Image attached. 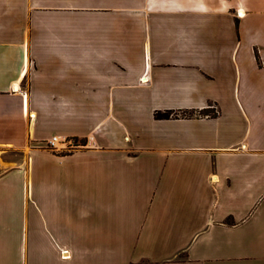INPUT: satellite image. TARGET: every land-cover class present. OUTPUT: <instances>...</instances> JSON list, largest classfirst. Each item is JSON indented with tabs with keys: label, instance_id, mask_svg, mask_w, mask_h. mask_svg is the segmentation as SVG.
<instances>
[{
	"label": "crops",
	"instance_id": "crops-1",
	"mask_svg": "<svg viewBox=\"0 0 264 264\" xmlns=\"http://www.w3.org/2000/svg\"><path fill=\"white\" fill-rule=\"evenodd\" d=\"M53 138L57 147L86 138L90 156L45 149ZM261 161L264 0H0V210L18 204L2 221L19 234L17 246L0 249L9 255L0 264H199L198 238L246 231L249 211L228 225L229 211L184 214L202 198L159 209L157 192L178 187V168L197 195L219 194L233 164ZM87 167L90 183L138 168L145 192L130 198L116 188V208L100 213L92 186L85 195ZM263 180L239 186L245 205L261 203ZM76 192L79 209L95 207L71 215ZM155 229L158 241L147 238ZM1 234L11 236L8 227Z\"/></svg>",
	"mask_w": 264,
	"mask_h": 264
},
{
	"label": "rangeland",
	"instance_id": "rangeland-1",
	"mask_svg": "<svg viewBox=\"0 0 264 264\" xmlns=\"http://www.w3.org/2000/svg\"><path fill=\"white\" fill-rule=\"evenodd\" d=\"M206 114L209 115H215L216 109H209L205 110ZM199 112L196 111H182L175 112L177 114V118L180 116H196L199 115ZM173 119V118H172ZM175 119V118H174ZM45 149L53 150L55 153L62 155V156H72L78 153L83 154L84 158H88L90 154L88 153L91 151L90 148H88V140L82 139L81 141L78 140H71L68 141L66 146L64 147H57L56 145L50 146L47 142L46 144L42 145ZM193 158H187L186 164L192 165ZM89 166V165H88ZM92 167V165H91ZM233 175H232V181L230 182L231 186L226 185L224 188L220 189L218 193H216L213 189L208 188L205 190V188L201 189L199 192V195H197L195 192H198L200 188H197L195 185V182H191L188 178V175L184 172L179 170L178 168L175 170V180L174 183H178V187L174 186H163L161 191L157 192V195L155 196L156 201L159 203V209H160V203H169L173 199H182V200H189L196 198L199 199H205L208 202L213 203L212 204H192L188 206L189 209H186L184 212L185 215L190 214V210L192 209L193 213H195V210L197 211L198 218H200L201 214L206 215L205 212H202L203 209L206 211L212 210L220 215L226 214L228 211L233 214L234 217L224 216V219L226 221V224L232 225L233 221L238 223L241 222L238 221V216L243 209H246L249 211V216L245 223H247L246 231H240V230H231L229 232L227 231H214L211 233L210 230L208 232L207 236H202L198 238L196 242V248L194 253L196 254L195 259H200L199 264H264V198L261 200V203L258 205H245L244 200L241 195V188L239 186L247 185L250 182H256V180L263 179L264 178V161L262 162H255L253 164L248 163H237V165L233 164ZM179 171V172H178ZM121 175V174H120ZM84 176V175H82ZM168 177V176H167ZM169 178V177H168ZM95 176H93V171L88 170V167L86 169V191L85 195L87 197L88 192H92V196H94V200L98 201V208L96 206L95 209L100 210V213L102 211L109 210L111 207L116 208L115 205L112 204V199L114 197L113 194L120 191V193H124L125 195L128 194V196L131 197H138L140 196L144 189V184L147 183V175L140 169L135 168L134 170H129L123 173V176L118 178L117 177H111V179L105 180L104 182H96V183H90V180H94ZM83 180V179H81ZM169 181V179L167 180ZM264 180L261 181L260 189L257 187V191L261 190V192L264 194ZM173 183V182H172ZM119 184V185H118ZM122 184V185H121ZM129 184V185H128ZM170 184V183H166ZM91 186L94 188H91ZM93 189V190H92ZM92 190V191H91ZM129 190V191H128ZM95 191V193H94ZM77 193V192H76ZM124 194L121 196L123 197ZM148 195V194H147ZM205 197V198H204ZM264 197V195H263ZM83 198L84 196H81V193L72 194L71 199V215H80L83 213L84 209H92L95 207L94 204L90 205V207L82 205L84 209H79L78 204H83ZM124 198H126L124 196ZM31 203V201H30ZM205 203V201H204ZM85 204V203H84ZM143 204V202H142ZM32 206L35 208L36 203L33 202ZM11 207V206H10ZM27 209H29V203L27 205ZM39 207L44 208L45 205L39 204ZM101 209H103L101 211ZM139 210L143 214L145 213L146 207L144 205H141ZM18 211V204L12 205V211L6 210L4 208H1L0 210V249L5 248V246H10L11 248L18 245L19 240V234L18 230L16 229V226L14 224L9 223V225L6 224L7 221H2V213L3 215L5 213H8L11 217L14 218L17 215ZM187 217V216H185ZM150 221H152L151 217H149ZM234 219V220H233ZM123 220V218H122ZM207 218H204L203 221H206ZM121 223H124L122 221ZM242 223V222H241ZM28 224H30L29 221H27V229ZM99 229H103V225L99 223ZM10 231V237H6L1 232L4 229H7ZM146 228V227H145ZM149 229V228H148ZM158 230V229H157ZM28 232V230H27ZM143 236V231H142ZM156 236V229L155 230H149L147 232V238L158 241V238ZM141 237V236H140ZM28 240V237H27ZM138 239H134V241H137ZM195 244V243H194ZM62 257L65 258V252H63ZM120 253L117 252L115 255L120 258ZM12 256V254H11ZM9 255L8 253L0 252V258L1 259H8ZM67 257V256H66ZM185 256H180L179 259H184ZM208 259V260H204ZM117 260V259H115ZM215 261V262H212ZM212 262V263H211ZM116 263V261H115ZM138 264H149L147 261L140 262Z\"/></svg>",
	"mask_w": 264,
	"mask_h": 264
},
{
	"label": "trees",
	"instance_id": "trees-1",
	"mask_svg": "<svg viewBox=\"0 0 264 264\" xmlns=\"http://www.w3.org/2000/svg\"><path fill=\"white\" fill-rule=\"evenodd\" d=\"M199 115L200 116H207V115H209V114H206V111L205 110H203V111H201L200 113H199ZM194 116V115H193ZM178 116H177V114H175V112L174 111H157L156 113H155V118L157 119V120H169V119H172V118H177ZM190 117H192V116H190ZM149 264H153V263H151V262H148Z\"/></svg>",
	"mask_w": 264,
	"mask_h": 264
},
{
	"label": "built area",
	"instance_id": "built-area-1",
	"mask_svg": "<svg viewBox=\"0 0 264 264\" xmlns=\"http://www.w3.org/2000/svg\"><path fill=\"white\" fill-rule=\"evenodd\" d=\"M56 141H57L56 138H53L48 143H49L50 146H54Z\"/></svg>",
	"mask_w": 264,
	"mask_h": 264
}]
</instances>
